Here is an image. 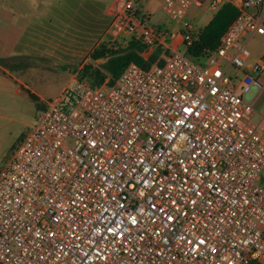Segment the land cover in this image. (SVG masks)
I'll use <instances>...</instances> for the list:
<instances>
[{
	"label": "built area",
	"instance_id": "2783aa9c",
	"mask_svg": "<svg viewBox=\"0 0 264 264\" xmlns=\"http://www.w3.org/2000/svg\"><path fill=\"white\" fill-rule=\"evenodd\" d=\"M224 2L239 12L203 62L186 53L199 28L182 20L200 0H162L183 48L142 0L111 2L108 34L163 61L46 101L0 169V264H264V115L253 121L246 98L261 86L247 42L264 0L206 8Z\"/></svg>",
	"mask_w": 264,
	"mask_h": 264
},
{
	"label": "rangeland",
	"instance_id": "374dc122",
	"mask_svg": "<svg viewBox=\"0 0 264 264\" xmlns=\"http://www.w3.org/2000/svg\"><path fill=\"white\" fill-rule=\"evenodd\" d=\"M48 1L52 3L48 9L42 6L30 8L28 3V6L11 9L10 15L0 11V169L20 140L36 124L47 100L57 96L75 79L96 82L99 79L97 70L105 72L104 56L93 58V50L102 43L107 52L124 48L128 38L125 35L113 38L108 34L109 14L100 20V26L74 23L81 20L79 14L85 4L90 3L86 0ZM200 1L201 5L191 7L185 15V19L191 20L197 27L203 26L213 14V11L205 9L206 0ZM142 5L148 12L151 26L174 30L179 25L164 11L162 0H142ZM249 11H254V8H249ZM65 21L71 22L70 25ZM44 28L53 31V40L35 39V34ZM67 28L71 34L66 40L60 32L64 33ZM79 29L96 33L81 38L76 35ZM40 37L45 38L46 35ZM247 46L250 50L249 65L264 59V31H257L248 40ZM153 53L158 56L160 48ZM255 76L261 86L252 85L246 98L254 99L259 91L254 102L256 113L252 116L256 122L260 120L261 113L264 114V68ZM109 78L107 73L104 81ZM23 87L36 94L37 99L31 98Z\"/></svg>",
	"mask_w": 264,
	"mask_h": 264
},
{
	"label": "trees",
	"instance_id": "16d2710c",
	"mask_svg": "<svg viewBox=\"0 0 264 264\" xmlns=\"http://www.w3.org/2000/svg\"><path fill=\"white\" fill-rule=\"evenodd\" d=\"M238 8L230 2H224L212 15L209 21L199 29L198 38L189 46L186 47V53L196 61L205 59L218 45L220 37L223 31L234 20L238 14ZM143 44L133 37L126 38L124 48L115 50H106V46L102 43L99 47L95 48L92 52V57L97 58L101 56H107L108 58L104 63V71L97 70L99 79L96 82H90L92 85H100L106 74H110L109 82H113L114 79L122 72V70L130 62L134 61L143 67H148L156 60L162 62L163 59H158V56L154 53L143 56L139 52L142 49ZM264 55V53H263ZM27 94L37 99V95L34 94L27 87H23Z\"/></svg>",
	"mask_w": 264,
	"mask_h": 264
},
{
	"label": "crops",
	"instance_id": "0c3cea01",
	"mask_svg": "<svg viewBox=\"0 0 264 264\" xmlns=\"http://www.w3.org/2000/svg\"><path fill=\"white\" fill-rule=\"evenodd\" d=\"M112 1L113 0H86V3L87 2H90V3H87V5L85 4V7H83L84 8L83 12L79 14V17H81V20L80 21L78 20L77 22L75 21L74 23L79 24V25H87V24H92L95 26L102 25V22L100 20L103 19L106 15H107L106 17L109 16L107 10H108V7ZM17 2L19 4H17ZM21 3H22V5H21ZM28 3H29L30 8H40V6H42L43 8H47V9H48V5L52 4L48 0H0V11L10 15L11 9L20 8V6L21 7L22 6H28ZM194 6H196V5H194ZM190 9H189V11H190ZM205 9L207 11H211V10H208L207 8H205ZM188 12L186 13V15L188 14ZM214 12L215 11H213V14H214ZM184 19H185V17L182 20H184ZM187 20H189V19H187ZM177 22L179 23V25H177V28H175L174 30L169 29V27H166L165 29L168 31L169 41L172 44L177 45V47L183 48V44L180 41V34L178 32L179 28L181 26V22H179V21H177ZM66 23H68V26H69L71 22L67 21ZM201 27H198V28L200 29ZM94 33H96V32H92V31H89L87 29H81V30L79 29V31L76 33V35H78V37L84 38V36H86L87 34L94 35ZM60 34L63 35L62 37L64 39L67 40V39H69V36H67V35L71 34V31L69 30V28H67L64 33L60 32ZM72 34H74V33L72 32ZM35 35H36V38H35L36 40L37 39H49V40L54 39L53 37H51V35H53V31L48 29V28H44V29L38 31ZM42 35H46V37L45 38H41V37L39 38V36H42ZM49 35H50V37H48ZM125 36H127V35H125ZM107 58H108V55L104 56L105 62H106ZM158 59H162L160 54L158 55ZM106 80H108V79H106ZM258 94H259V91L255 95L253 102L256 101ZM261 115H264V114L261 113ZM260 182L264 185V169L262 170V173H261ZM251 264H262V263L254 261Z\"/></svg>",
	"mask_w": 264,
	"mask_h": 264
},
{
	"label": "snow or ice",
	"instance_id": "6c2138e0",
	"mask_svg": "<svg viewBox=\"0 0 264 264\" xmlns=\"http://www.w3.org/2000/svg\"><path fill=\"white\" fill-rule=\"evenodd\" d=\"M261 31H264V29H262ZM218 75H219V73H218ZM185 111L190 112L191 110H190V109H185ZM177 123L179 124V123H181V122H180V121H177ZM133 222H135V221H133ZM201 243H203V241H201Z\"/></svg>",
	"mask_w": 264,
	"mask_h": 264
}]
</instances>
